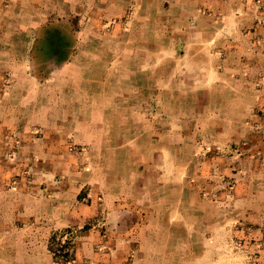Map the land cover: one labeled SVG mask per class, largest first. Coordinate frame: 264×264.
Returning <instances> with one entry per match:
<instances>
[{
	"label": "crops",
	"instance_id": "crops-1",
	"mask_svg": "<svg viewBox=\"0 0 264 264\" xmlns=\"http://www.w3.org/2000/svg\"><path fill=\"white\" fill-rule=\"evenodd\" d=\"M259 8L264 0H0V89L8 76L16 84L14 101H0V264H58L53 237L71 229L79 264H227L238 258L224 235L232 225L264 264V153L241 147L260 128L264 44L222 38L253 31ZM234 18L248 20L235 28ZM58 23L73 54L42 101L21 68L34 66L48 29L63 39ZM66 82L71 91L57 89ZM197 132L201 148L239 149L199 161ZM11 146L20 150L4 154ZM213 161L219 185L201 190Z\"/></svg>",
	"mask_w": 264,
	"mask_h": 264
},
{
	"label": "rangeland",
	"instance_id": "rangeland-1",
	"mask_svg": "<svg viewBox=\"0 0 264 264\" xmlns=\"http://www.w3.org/2000/svg\"><path fill=\"white\" fill-rule=\"evenodd\" d=\"M249 14L253 15L254 13L250 12ZM263 14H264V8H259L258 12L256 13V15L258 16L255 17L256 22L254 24L252 23L249 26H245V28L249 30H253V31L244 32V30L239 31L240 29L238 28L236 29V31L237 32L239 31V33H235V35H233L232 37L230 34L229 35L225 34V36H223L222 38L225 39V41H228V43H232V44L233 43L238 44L243 41L249 42L251 44H255V43L264 44V15ZM246 21H242L241 19L237 20L234 18L232 19V21H229V22L236 23L233 25L236 28V27L244 26L242 25V22H246ZM249 22H252V19H250ZM55 27L56 29L58 28L62 34L67 32L66 30L67 27H65L62 23H58L57 26ZM73 41L74 39L69 35V33H66V35L64 34L63 39L59 40L58 49L53 51L51 56H48L47 59H44L43 48H42L43 38H41V40L39 41L37 45L34 66L31 68H21L25 72L28 71L30 74H32L35 77V90H36L37 96L38 97L40 96V100L43 101L44 91L48 89L47 86H49L50 82H54L53 79L58 77L61 74L64 67L58 66V64L64 63L71 59L73 51L70 53H67L68 51L65 52V50L62 49V47L66 46L65 44H67L68 46L71 45V42L73 43ZM262 65L263 67L261 68V72L264 73V63H262ZM86 70L88 71L87 74H91L90 66L87 69L85 68L82 69V74H85ZM77 75H81V70L79 71V73H77ZM12 78H13L12 76H8L7 78H5L3 88L2 90L0 89V96H3V98L0 99L1 102L4 101V102L12 103L14 101L12 99V96H13V91H16V90H13L16 84L14 83L13 80H11ZM61 80H62L61 78L57 79V82ZM72 85H73L72 82L71 83L66 82L65 84H57V87H58L57 89L60 88L59 90L61 92L66 91V90L71 91ZM258 86L260 89H264V75L260 77V81L257 87ZM213 94L215 95L216 98H219L221 96L217 92H213ZM70 99L67 97V98L62 99L64 100V102L62 100L58 102L61 112L64 111L62 107L71 106ZM38 101L39 100L37 99V106H39V104L41 103L40 101L39 102ZM259 110H260L259 114L255 116L257 117V120L259 121L258 125L260 126V128L255 130L254 133H252V135H250L249 137H246L245 145L242 144L241 147H243L244 149H250V151L253 153L263 154L264 153V105L260 107ZM181 123L182 125L183 124L186 125V122L183 118H181ZM38 133L40 132L38 131ZM204 137H205V132H197V142L198 143H197L196 156L199 161L202 160L204 156L223 157L227 155L230 150L239 149L238 146L231 147L230 149L226 147H217V146L216 147L213 146L208 149L201 148V145H202L201 141H203ZM9 143H11V141H9ZM198 144H200L199 147H198ZM76 146L73 148V150L78 151V153L82 154V156L83 155L87 156L91 153L90 152L91 150L90 148H88V146H79V145L77 147ZM18 150H20V146H14V147L11 146V148L9 149L6 148V150L4 151V154L12 151L11 154L13 155L14 153H17ZM198 165L199 167L203 168L204 162L202 161ZM205 165H211V168H212L210 170L211 172L207 173L204 177L200 176L196 178L195 180L199 183V187H201L200 189L204 191H205V188H207V184L214 183V184L219 185V182L221 180V177H219L218 170H215L214 168V166L220 165L219 161H213L211 163L206 162ZM81 167H83L84 169H88L90 168V163L84 162ZM201 175H203V173ZM223 185H225L226 188L227 186L231 185L228 191L225 190L227 192H230L233 187V184H230L229 182L228 184L224 182ZM227 228H228L226 230L227 233L225 231L224 235H227L226 237L228 241L227 242L228 251L229 253H233V254H230L233 258L238 257L235 260L234 259L227 260V264H238L240 263V261L242 262V264H254V263L258 264V260L253 261L250 259V257L252 256V253L247 252L249 251L250 245L241 241V240H244V237H245V235L244 236L242 235L241 229L237 227L235 228V226L233 225ZM74 232L75 230L71 229L70 232L63 233L62 236L58 239V243L55 244L56 250H53V254L58 264H63V263L64 264H79L78 262H76V259H74L75 258L74 251H73L74 250L73 248ZM246 245L249 246V248H247ZM197 251H198V248H197ZM252 257L255 258V256H252ZM240 258H242V260H239ZM198 261H201V260H198ZM80 264H89V262L84 261L83 263H80Z\"/></svg>",
	"mask_w": 264,
	"mask_h": 264
},
{
	"label": "water",
	"instance_id": "water-1",
	"mask_svg": "<svg viewBox=\"0 0 264 264\" xmlns=\"http://www.w3.org/2000/svg\"><path fill=\"white\" fill-rule=\"evenodd\" d=\"M53 32L54 31H52V30L50 31L48 29L47 32L44 33L43 42H42L44 59L48 58V56H49L48 55V53H49L48 51H50L51 49L58 48V45H59V41L57 39L58 36H56V34L53 35ZM56 54H55V56H56ZM61 62H63V61H61ZM61 64H58V66H61Z\"/></svg>",
	"mask_w": 264,
	"mask_h": 264
},
{
	"label": "trees",
	"instance_id": "trees-1",
	"mask_svg": "<svg viewBox=\"0 0 264 264\" xmlns=\"http://www.w3.org/2000/svg\"><path fill=\"white\" fill-rule=\"evenodd\" d=\"M58 243V240H57V236L53 237V241H52V244H51V249L52 250H56L55 249V244Z\"/></svg>",
	"mask_w": 264,
	"mask_h": 264
},
{
	"label": "built area",
	"instance_id": "built-area-1",
	"mask_svg": "<svg viewBox=\"0 0 264 264\" xmlns=\"http://www.w3.org/2000/svg\"><path fill=\"white\" fill-rule=\"evenodd\" d=\"M192 23L194 24V21Z\"/></svg>",
	"mask_w": 264,
	"mask_h": 264
}]
</instances>
